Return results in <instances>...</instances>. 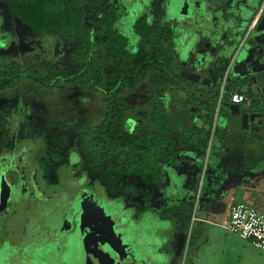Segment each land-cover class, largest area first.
<instances>
[{"label":"rangeland","instance_id":"obj_1","mask_svg":"<svg viewBox=\"0 0 264 264\" xmlns=\"http://www.w3.org/2000/svg\"><path fill=\"white\" fill-rule=\"evenodd\" d=\"M147 1L70 0L72 6L80 14L82 30L65 33L56 29L36 33L12 13L8 4L0 1V57L11 56L12 61L21 64L26 72L31 71L34 67L45 68L47 64H52L56 68L61 64L72 63L75 61L73 50L77 44L79 42L88 44L90 31L87 18L95 17L101 13L105 15L110 5H115L118 9L117 28L129 38L131 46L136 41L133 23L137 18L145 16L152 24L162 20L171 22L177 31L176 36L179 37L176 40L178 49H181L183 57L188 56L187 54L191 53L189 50L193 46L194 34L195 32L197 34V31L190 22H182L186 20L184 19L186 16L181 13L183 0H173L171 7H168L167 0ZM190 13H193L192 8ZM184 28L187 29V33H184ZM244 36L247 38L248 35L244 34ZM188 38H192L191 41ZM99 43L101 45L100 40ZM185 43H188L187 48H181ZM249 45H251L250 52L252 54H258V52L264 54V34L261 35L254 29L248 36L247 46ZM95 51L100 53L102 49L96 46ZM193 58L192 56L191 59ZM251 60L248 61L251 62ZM181 62L182 64L187 63L185 59ZM110 64L111 62L108 61L107 69ZM254 64L256 62L246 66L243 64L241 56L237 60L233 58L228 68L230 74L248 70L254 75L260 76L259 70L264 69V63L259 66L257 64L258 67H253ZM29 78L24 87L15 86L0 93V112L5 111L6 117L12 121L7 148L13 145L15 153L24 151L26 155L30 156L29 165L35 171L40 172V178L45 174L44 177L47 180H40V182H43V188L46 191L48 188L51 190L48 196H51L52 200L58 193H70L79 183L83 184L87 180V174L90 184L98 192L100 191V195L106 196L108 191L112 198H118L115 199L114 204L125 209L127 208L124 204L128 205L135 219L139 220L141 215L147 212L145 221L142 224L132 223L130 231L133 236H136V232L139 233L137 236L140 237V242H143L148 250L151 251L152 246L157 245L158 254L152 256L153 261L158 262L157 264H246L244 258L242 262H239L237 249L230 251L223 245V242H240L242 239L237 233L216 224V222L219 224L222 222L224 209L221 202L215 205L216 214L215 216L213 214L215 221L213 225L209 226L199 222L198 217L203 214L210 203L215 204L207 197L208 191L213 187V181L209 174L213 166V156L209 151L200 172L198 194L189 195L196 185L192 178L189 182L192 185L191 190L189 187L188 192L176 201L172 188L169 189L170 192L166 191L167 187L160 183H151L149 187H146L137 175L120 177L117 186L119 189L112 193L107 187L106 176L101 171L95 172L94 168H89L88 161L79 151L80 138L77 129L81 125L89 123L88 121L93 125L101 122L102 117L99 111L102 108V93L89 92L77 85H66L65 90L39 88L33 83V76L29 75ZM154 96L164 100L159 103L171 117L175 111L184 109L180 100L178 101L168 89L148 93L146 86L141 85L125 95L128 103L142 108L146 116L151 108L148 103L154 99ZM224 110L227 108L222 107L221 111ZM228 111L231 110L228 109ZM134 120L135 128L139 125L152 128L147 117L145 119L134 118ZM218 131L220 132V128L216 127V123H214L210 132V152ZM247 131L253 134L252 126L247 128ZM61 135L65 138L60 143L57 137ZM172 137L179 141L183 137L182 130L175 128ZM241 140V147L246 142L249 144L247 147L252 145L256 150H261L264 145L259 140L243 141V136ZM73 152L77 154L74 156L73 162L81 163V158H83V169L67 164L70 153ZM0 153L2 155L5 152L0 151ZM58 156L62 160L56 161L53 166L55 171H52L49 168V163L57 160ZM235 156L233 153L231 158H235ZM15 160L19 159L12 155L7 158L9 164ZM20 160L25 161V158L21 157ZM62 163L65 165H59ZM222 172L234 179L235 183L238 182V179L235 178L236 175L246 172V169L230 165L225 166ZM220 180L218 177L215 187L226 186L220 183ZM50 184L51 186H48ZM130 216L131 212H126L124 216H121L123 217L122 222H126ZM156 230L158 235L154 232ZM9 237L10 233H6L4 227L0 226V242ZM206 239L210 243L203 245ZM256 252L262 256H256L258 260H261L257 261V264H264V252H259L257 249Z\"/></svg>","mask_w":264,"mask_h":264},{"label":"trees","instance_id":"obj_2","mask_svg":"<svg viewBox=\"0 0 264 264\" xmlns=\"http://www.w3.org/2000/svg\"><path fill=\"white\" fill-rule=\"evenodd\" d=\"M0 1L8 4L12 13L36 33L51 29L64 33L82 30L80 14L70 0ZM87 19L88 44H77L72 63L56 68L47 64L45 68L34 67L26 72L11 56H1L0 93L15 86L24 87L29 75L39 88L65 90L66 85H77L89 92H101V122L93 125L88 121L77 129L81 155L90 167L106 176L110 190L116 189L119 178L126 175H137L146 184L161 182L162 161L168 150L177 144L186 146L196 141L192 129L184 130L179 141L172 137V132L176 126L187 124L192 107L214 112L219 90L214 92L213 87L182 74L176 50L177 33L171 22L162 20L152 24L145 16L137 18L133 23L136 41L131 46L129 38L117 28L119 14L115 5H110L105 15ZM96 46L102 49L100 53H96ZM108 61L111 64L107 69ZM141 85L146 86L148 93L161 89H168L176 97L185 93L188 109L175 111L171 117L160 104L164 100L154 96L148 103L151 108L146 116L142 108L128 103L125 97ZM230 88L232 93L242 92L236 82ZM146 117L152 128L142 125L135 128L134 118ZM7 135L5 131L2 138ZM64 138L57 137L60 143ZM207 145L208 141L202 147Z\"/></svg>","mask_w":264,"mask_h":264},{"label":"flooded vegetation","instance_id":"obj_3","mask_svg":"<svg viewBox=\"0 0 264 264\" xmlns=\"http://www.w3.org/2000/svg\"><path fill=\"white\" fill-rule=\"evenodd\" d=\"M167 1L168 7H171L173 0ZM213 1L187 0L188 13L184 15L186 20L182 22H190L196 27L197 34L195 32L194 36L197 37L199 32V35L207 40L202 41L197 49L192 47L194 53L193 51L191 53L194 58L191 59L189 68L198 60L197 55H205L210 61V67L216 70L215 85H208L213 87L215 92L220 90L230 62L237 58L236 54L234 55L235 51L231 50L233 44L244 36L246 29L242 27L237 29L238 26L234 24H238L239 14L247 0H215L220 9L211 17ZM257 1L258 5L254 11V15L257 14V21L251 30L256 29L263 18L264 0ZM191 8L193 13H190ZM186 31L184 28V33H187ZM187 46L188 43H185L181 48ZM249 59H252L251 62ZM254 62L256 64L252 65L253 67L263 64L264 54L250 53L243 60L246 66ZM259 72L260 76L253 74L252 79L248 78L246 83L244 79L250 74L238 77L236 80L241 90L244 86L251 85L253 79L256 82H264V69ZM201 74L198 82L202 83V80L208 77V72ZM233 79L234 73L230 74L229 71L225 86ZM242 93L246 95V101L252 100L254 94L243 91ZM11 126L12 121L6 117L5 111H1L0 151L5 153L2 155L0 153V220H4L0 221V226L4 227L6 233H10V237L0 242V264L158 263L152 259V256L158 254L157 245H153L152 249L149 246L151 251L148 250L147 246L140 242V237L137 236L139 233L136 232V236H133L130 231L132 223L142 224L145 221L147 212L143 213L139 220L135 219L128 205L124 204L127 208L125 209L114 204L118 198H112L108 191L106 196L100 195V191L90 184L89 175L86 173L87 180L83 184L79 183L70 193H58L52 200L51 196H48L51 190L48 188L46 191L43 182H40L47 178L44 177L45 174L40 178V172L29 165L30 156L20 150L15 153L13 145L7 148ZM5 131L8 135L3 139ZM10 155L19 160L9 164L7 158ZM75 155L77 156L74 152L70 153L67 164L83 169V158L81 163L73 162ZM21 157L25 158V161L20 160ZM61 160L60 157L50 162V170L55 171L54 164ZM59 165L63 166L65 163ZM94 171L98 172L95 169ZM97 182L100 183L98 180ZM118 189L117 187L109 190L113 193ZM5 194L6 204L3 203ZM126 212H131V216L126 222H122L121 216ZM153 218L156 220L154 216ZM154 232L158 235L157 230Z\"/></svg>","mask_w":264,"mask_h":264},{"label":"crops","instance_id":"obj_4","mask_svg":"<svg viewBox=\"0 0 264 264\" xmlns=\"http://www.w3.org/2000/svg\"><path fill=\"white\" fill-rule=\"evenodd\" d=\"M213 3L212 13L210 14L211 17L214 15V12L220 9L215 0ZM258 12L259 10H257L256 13ZM256 18L257 14H253L247 23H242L238 18L240 22L238 21V24L234 25H236V27L238 26L237 29L241 27L246 29L245 34L249 36L253 31L251 29L255 24L253 26L252 24ZM258 33H261V35L264 34V32ZM232 36L234 37V34ZM248 36L247 38L243 36L239 42L233 44L231 52L235 51L234 55L236 54L237 56L236 60L242 56L243 62L248 54L251 53V45L247 46ZM188 39L191 40L192 38ZM193 39V46H191L189 51H193L194 49L200 47L202 41H207L206 38H202L200 35ZM192 47L194 48L193 50ZM176 50L180 60L184 61L185 59L187 61V63L183 64L181 62L182 72L189 74L193 68V65L189 68L192 62L191 57L194 55L190 53L187 54L188 56L183 57L181 50L178 49V44L176 45ZM195 63L196 61L194 64ZM247 73L250 75L244 79L246 83L248 78L252 79L253 73L251 71L247 72L244 70L242 72L234 73V79L230 81V84L228 82L229 85L226 84L223 92L221 85L218 102L214 112H207L203 109H199V107H192V112L187 124L180 127L176 126V128L181 129L182 132L187 130V128L192 129L194 131L193 135L195 136L196 141H193L186 146L176 145L174 148L168 150L162 161L163 172L161 182L158 183L166 186V191H169V189L172 188V192L175 194L173 197L177 201L179 200V197L181 199L184 196L183 194L188 192L189 187L191 190L192 185L189 184L191 178L194 179L196 185H194V189L189 195L192 196L194 193L198 194L201 176L200 172L203 168L207 152L209 151L210 155L213 156V166L211 167L212 169L209 173L210 179L213 181V187L208 191L207 197L215 204L213 205L211 202L203 214L198 217L199 222L206 223L209 226L215 223V205L220 202L222 203L224 209L222 221L229 215L231 206L240 201L250 202L259 210L264 211V145L261 150H256L252 145L247 147L249 144L246 142L244 146L241 147L242 136L244 137L243 141L253 142L254 140H259L264 143V93H256L253 95L251 101L248 100L239 104L231 101V84L233 82L238 83L236 79L242 75H246ZM256 84L264 86V82L262 81H257ZM176 98L178 101L180 100L184 106V109L181 108L180 110H187L188 108L185 104L186 95L181 94L180 97ZM222 107L227 108V110L222 112ZM237 108H239V112ZM228 109L231 111H228ZM246 111L258 113L254 120L249 121L247 127L242 124V113ZM214 123H216V127L220 128V132L218 131L210 152V135L208 136V132L212 131ZM251 126L253 128V134L247 131V128H251ZM261 131H263V134H261ZM206 141H208V145L206 148H203L202 144ZM233 153L236 155L235 158H231ZM230 165L236 168L244 167L246 169V172H240L236 175L235 178L238 179V182L234 183V179H232L228 174H223L222 172L225 166ZM218 177L221 179L220 183L225 184L226 186L215 187V182ZM144 184L146 187L151 185V183ZM216 224L223 227L221 223L219 224L216 222ZM209 229L210 228L208 227V230ZM241 239L242 240L240 242H223V245L229 248L230 251L237 249L239 262H242L243 258L246 264H257V261L260 262L261 260H258L256 256H262L256 252V249L259 252L262 251L259 250L250 240L244 238ZM209 243L210 242L206 239V242H204L203 245H208Z\"/></svg>","mask_w":264,"mask_h":264},{"label":"built area","instance_id":"obj_5","mask_svg":"<svg viewBox=\"0 0 264 264\" xmlns=\"http://www.w3.org/2000/svg\"><path fill=\"white\" fill-rule=\"evenodd\" d=\"M257 18L253 22L255 24ZM227 68L225 79L222 83V92L225 88L226 77L229 73ZM247 100L246 95L235 92L231 95L233 103H243ZM219 110V108H218ZM222 226L230 231L237 233L241 238L250 240L259 250L264 252V211L259 210L252 203L240 201L234 203L229 215L221 222Z\"/></svg>","mask_w":264,"mask_h":264},{"label":"water","instance_id":"obj_6","mask_svg":"<svg viewBox=\"0 0 264 264\" xmlns=\"http://www.w3.org/2000/svg\"><path fill=\"white\" fill-rule=\"evenodd\" d=\"M258 1L257 0H247L244 3V6L242 7V10L239 14V19L242 23H247L248 20L251 19L252 15L254 14L255 9L257 8ZM188 3L187 0H184L182 3L181 13L183 15H187L188 13ZM257 32H264V12H263V18L258 23L256 29ZM198 60L193 66V71L186 73L182 72V74L188 78H191L192 80L198 82L201 79V76L203 72H208V77L202 80V83L204 85H215V76L216 70L213 67H210V61L205 55H197ZM243 92H249L250 94H256V93H264V87L258 86L256 84V80L253 79V82L249 86H244L242 89ZM238 112H239V108ZM258 115V113L246 111L242 113V124L247 127L249 124V121L254 120L255 117ZM3 203H7V197L6 194L3 198Z\"/></svg>","mask_w":264,"mask_h":264}]
</instances>
